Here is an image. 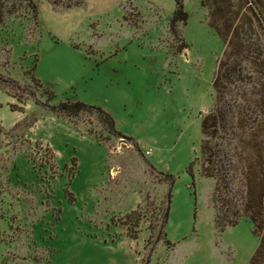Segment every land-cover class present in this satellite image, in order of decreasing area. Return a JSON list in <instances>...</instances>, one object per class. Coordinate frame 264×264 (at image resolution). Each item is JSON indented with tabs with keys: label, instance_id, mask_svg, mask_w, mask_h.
<instances>
[{
	"label": "rangeland",
	"instance_id": "374dc122",
	"mask_svg": "<svg viewBox=\"0 0 264 264\" xmlns=\"http://www.w3.org/2000/svg\"><path fill=\"white\" fill-rule=\"evenodd\" d=\"M34 1L37 20L22 12L0 25V264H248L258 246L249 219L218 231L200 172L224 46L203 0H179L177 36L175 0ZM30 69L44 87L36 95ZM67 100L102 108L132 143L89 133L101 128L91 112L56 115ZM142 155L173 177L160 238L161 213L136 238L121 223L148 193L153 221L167 209V183Z\"/></svg>",
	"mask_w": 264,
	"mask_h": 264
},
{
	"label": "trees",
	"instance_id": "16d2710c",
	"mask_svg": "<svg viewBox=\"0 0 264 264\" xmlns=\"http://www.w3.org/2000/svg\"><path fill=\"white\" fill-rule=\"evenodd\" d=\"M175 2L170 30L177 36V24H185L187 13L179 0ZM202 3L207 9L208 26L224 46L213 75L212 106L201 120L200 172L212 181L210 206L217 230L223 231L227 226L236 225L242 218H248L252 233L258 237V246L248 264H264V0H203ZM22 12L37 20L36 2L0 0V25ZM25 74L34 87L32 95H36L38 89H44L43 84L34 77L32 69L25 71ZM0 82V88H3L1 73ZM45 93L52 96L47 87ZM12 108L15 109L14 106ZM51 109L71 122L80 113L91 112L97 116L101 128L99 131L88 128L89 133L101 142L116 136L132 143L130 138L115 129L112 116L100 107L67 100L52 105ZM22 127L23 122H20L14 129ZM2 134L3 127L0 125ZM134 147L141 155L136 145ZM142 157L147 167L157 171L163 176L162 182L167 183L168 205L172 175L158 171ZM150 198V193L146 194L144 208L133 209L121 219L130 238L137 237L140 223L148 217L147 228L153 232L157 226V214L160 213L163 222L157 238L165 235L166 208L159 207L154 215L156 221H153L150 215L153 216L155 208ZM150 210L152 213H149Z\"/></svg>",
	"mask_w": 264,
	"mask_h": 264
},
{
	"label": "built area",
	"instance_id": "2783aa9c",
	"mask_svg": "<svg viewBox=\"0 0 264 264\" xmlns=\"http://www.w3.org/2000/svg\"><path fill=\"white\" fill-rule=\"evenodd\" d=\"M146 154H150V151L149 150H146Z\"/></svg>",
	"mask_w": 264,
	"mask_h": 264
},
{
	"label": "water",
	"instance_id": "95a60500",
	"mask_svg": "<svg viewBox=\"0 0 264 264\" xmlns=\"http://www.w3.org/2000/svg\"><path fill=\"white\" fill-rule=\"evenodd\" d=\"M167 210H168V205H167V209H166V211H165V215H167Z\"/></svg>",
	"mask_w": 264,
	"mask_h": 264
}]
</instances>
